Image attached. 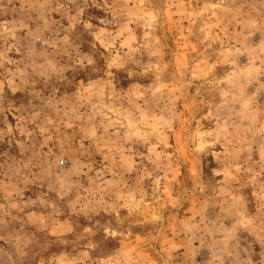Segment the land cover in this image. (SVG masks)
Wrapping results in <instances>:
<instances>
[{
	"label": "rangeland",
	"instance_id": "374dc122",
	"mask_svg": "<svg viewBox=\"0 0 264 264\" xmlns=\"http://www.w3.org/2000/svg\"><path fill=\"white\" fill-rule=\"evenodd\" d=\"M0 264H264V0H0Z\"/></svg>",
	"mask_w": 264,
	"mask_h": 264
},
{
	"label": "built area",
	"instance_id": "2783aa9c",
	"mask_svg": "<svg viewBox=\"0 0 264 264\" xmlns=\"http://www.w3.org/2000/svg\"><path fill=\"white\" fill-rule=\"evenodd\" d=\"M199 257H200V260L202 263L206 262V260H207L206 255H200Z\"/></svg>",
	"mask_w": 264,
	"mask_h": 264
}]
</instances>
